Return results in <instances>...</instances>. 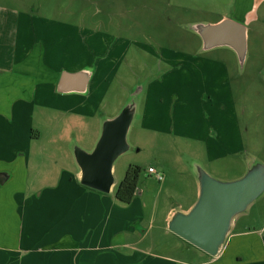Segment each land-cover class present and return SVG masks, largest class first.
Returning <instances> with one entry per match:
<instances>
[{
  "label": "rangeland",
  "instance_id": "rangeland-1",
  "mask_svg": "<svg viewBox=\"0 0 264 264\" xmlns=\"http://www.w3.org/2000/svg\"><path fill=\"white\" fill-rule=\"evenodd\" d=\"M0 3L15 5L14 9L23 12L32 5H41L40 14L49 22L47 37H91L86 42L82 38L69 43L67 39L63 43L58 41L61 59L56 66L63 70L83 66L84 48L88 51L86 48L90 46V68H98L104 78L94 116L55 114L48 121L43 120V124L37 122L41 137L31 162L37 159L46 168L73 170L74 148L91 152L103 122L117 116L127 102L133 101L137 90L150 83H163L170 91L179 84L190 85L189 89L185 86L181 91L173 90L169 100L157 96L151 109L158 120L150 122L142 123V95L139 92L134 96L138 98V111L126 136L129 150L114 162L113 177L118 184L129 166L142 170L132 206L140 213L136 225L138 234L144 236L142 246L184 261L203 257L168 232L166 217L171 210L186 208L198 193L197 165L222 182L241 178L254 163L264 165V4L244 23L247 52L240 63L228 48L203 51L200 37L191 29L195 24H213L222 16L231 18L234 0H0ZM164 56L191 61L193 77L177 72L179 65L166 66ZM168 102L171 107L164 105ZM167 108L169 117L163 116ZM168 119L170 125L174 121L173 128L168 126ZM168 127L172 134L161 132ZM222 137L231 140L229 143L239 139L240 148L237 140L223 146ZM215 140L219 148L211 146ZM208 142L211 153L206 147ZM149 168L162 180L147 177L145 171ZM263 217L264 194L247 213L238 217V225L254 227Z\"/></svg>",
  "mask_w": 264,
  "mask_h": 264
},
{
  "label": "crops",
  "instance_id": "crops-1",
  "mask_svg": "<svg viewBox=\"0 0 264 264\" xmlns=\"http://www.w3.org/2000/svg\"><path fill=\"white\" fill-rule=\"evenodd\" d=\"M263 4L264 0H234L229 19L245 25L250 14ZM14 7L0 3V264H264V217L254 227L238 225L237 217L214 258L182 240L203 256L184 261L141 245L144 236L138 234L136 225L141 217L132 207L136 199L129 205L118 204L114 197L117 184L105 195L78 183L77 166L58 171L53 166L43 167L37 159L31 162L41 137L37 122L43 124L55 114L94 116L104 78L98 68H90V46L88 51L84 48L83 66L75 70L56 66L61 59L58 41L82 38L86 42L91 37H47L49 22L40 14L41 5L27 7V12ZM163 61L166 66L179 65L177 72L194 75L193 63L186 58L177 61L164 56ZM62 73L87 77L84 90L58 92ZM74 80L70 87L77 89ZM185 86L190 88L179 84L175 89L181 91ZM173 90L163 83H150L139 90L142 123L158 120L151 102L157 96L169 100ZM164 105L171 107L172 103ZM168 112L167 108L163 116ZM167 123L173 128L174 121L170 125L168 119ZM161 132L171 133L169 127ZM221 139L226 147L237 140L240 148L239 139L232 143L226 137ZM210 144L214 148L220 145L217 140ZM196 196L181 211H187Z\"/></svg>",
  "mask_w": 264,
  "mask_h": 264
},
{
  "label": "water",
  "instance_id": "water-1",
  "mask_svg": "<svg viewBox=\"0 0 264 264\" xmlns=\"http://www.w3.org/2000/svg\"><path fill=\"white\" fill-rule=\"evenodd\" d=\"M191 29L200 37L203 51L228 48L236 54L240 63L244 62L247 28L243 24L225 18L213 24H195ZM80 75L62 73L57 91H83L87 77ZM72 79L77 80H74L77 89L70 87ZM134 96L133 101L127 102L117 116L103 122L91 152L74 148L73 157L79 170L78 183L82 187L105 195L115 187L113 165L129 150L126 136L137 115L138 98ZM196 180L198 193L195 202L187 211L174 210L166 226L170 233L214 258L222 250L235 219L247 213L264 194V165L254 163L241 178L230 182L213 178L197 165Z\"/></svg>",
  "mask_w": 264,
  "mask_h": 264
},
{
  "label": "trees",
  "instance_id": "trees-1",
  "mask_svg": "<svg viewBox=\"0 0 264 264\" xmlns=\"http://www.w3.org/2000/svg\"><path fill=\"white\" fill-rule=\"evenodd\" d=\"M141 173L142 170L138 166L128 167L124 178L117 184L115 188L114 197L118 204L129 205L132 202L136 194Z\"/></svg>",
  "mask_w": 264,
  "mask_h": 264
},
{
  "label": "built area",
  "instance_id": "built-area-1",
  "mask_svg": "<svg viewBox=\"0 0 264 264\" xmlns=\"http://www.w3.org/2000/svg\"><path fill=\"white\" fill-rule=\"evenodd\" d=\"M145 173H146L147 177L154 176V178L157 181H161L162 180V177L159 174H157L154 169L149 168L147 171H145Z\"/></svg>",
  "mask_w": 264,
  "mask_h": 264
}]
</instances>
